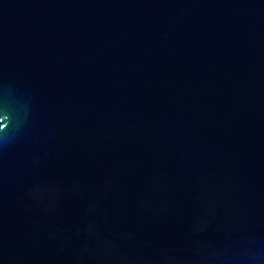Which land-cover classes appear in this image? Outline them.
I'll return each mask as SVG.
<instances>
[{
    "label": "water",
    "instance_id": "95a60500",
    "mask_svg": "<svg viewBox=\"0 0 264 264\" xmlns=\"http://www.w3.org/2000/svg\"><path fill=\"white\" fill-rule=\"evenodd\" d=\"M0 264H264V0H0Z\"/></svg>",
    "mask_w": 264,
    "mask_h": 264
}]
</instances>
